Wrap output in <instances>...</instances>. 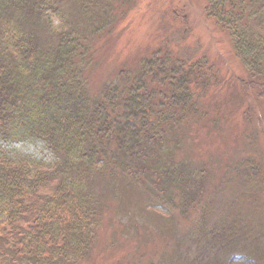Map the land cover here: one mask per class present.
Returning a JSON list of instances; mask_svg holds the SVG:
<instances>
[{"label": "trees", "instance_id": "obj_1", "mask_svg": "<svg viewBox=\"0 0 264 264\" xmlns=\"http://www.w3.org/2000/svg\"><path fill=\"white\" fill-rule=\"evenodd\" d=\"M128 1L0 0V264L83 258L95 242L99 210L88 179L100 171L130 169L132 180L142 174L155 179L150 184L170 171L165 185L178 186L176 168L162 162L163 141L203 116L197 97L213 70L157 51L122 85L91 98L84 77L91 38L109 30ZM65 4L76 27L65 21ZM204 9L231 40L246 82L264 91V29L253 27L264 20V0H208ZM42 27L51 34L42 36ZM199 225L187 231L206 251V263L197 264L251 260L242 251L243 229Z\"/></svg>", "mask_w": 264, "mask_h": 264}, {"label": "rangeland", "instance_id": "obj_2", "mask_svg": "<svg viewBox=\"0 0 264 264\" xmlns=\"http://www.w3.org/2000/svg\"><path fill=\"white\" fill-rule=\"evenodd\" d=\"M207 1L130 0L120 5L109 30L91 38L84 71L91 98L103 87L122 85L157 51L190 64L205 61L217 83L209 80L197 97L203 116L163 141L161 159L176 168L178 186L165 185L170 171L163 182L157 175L156 184L142 174L134 181L122 167L91 175L89 191L99 209L95 242L75 264L206 263V251L187 237L197 222L199 230L240 227L246 236L242 251L251 257L247 263L264 264V91L246 82L231 40L205 14ZM63 13L76 27L72 6L65 4ZM258 22L253 27L263 30L264 20ZM40 31L51 34L46 27ZM250 238L257 243L247 246Z\"/></svg>", "mask_w": 264, "mask_h": 264}]
</instances>
